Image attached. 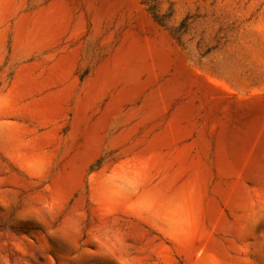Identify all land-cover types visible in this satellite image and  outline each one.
<instances>
[{
	"label": "rangeland",
	"instance_id": "rangeland-1",
	"mask_svg": "<svg viewBox=\"0 0 264 264\" xmlns=\"http://www.w3.org/2000/svg\"><path fill=\"white\" fill-rule=\"evenodd\" d=\"M51 4L65 18L38 42H17L15 14L0 27V97L15 95L10 120L22 140L0 137V264H79L82 254V264H118L94 256L99 241L129 264H264L263 217L241 234L221 228L234 220L239 183L264 211V179L247 173L264 134V0H16V10L35 17ZM129 41L145 59L115 75L78 119L85 85ZM116 94L122 100L107 111ZM99 121L81 179L57 193L54 179ZM225 136L239 138L242 162L221 196ZM126 170L179 202L191 189L190 217L170 223ZM98 174L102 184L92 181ZM66 223L76 227L73 244L56 237Z\"/></svg>",
	"mask_w": 264,
	"mask_h": 264
},
{
	"label": "bare ground",
	"instance_id": "bare-ground-1",
	"mask_svg": "<svg viewBox=\"0 0 264 264\" xmlns=\"http://www.w3.org/2000/svg\"><path fill=\"white\" fill-rule=\"evenodd\" d=\"M14 14L16 15L13 25L14 33L17 42L20 44L35 43L52 35L65 18L64 8L55 4H51L42 9V11L35 15V17H32L29 14H17L16 0H0V27L4 28L8 19ZM3 28L0 31V41L3 39L4 32L6 31V28ZM144 55L145 52L136 41H129L120 46L111 59H109L103 66L101 65L102 67L99 71L97 81L85 85L86 94L83 98H79L77 102V118L81 119L86 115L91 101L96 99L103 92L106 85L115 77V75L122 71L132 60L136 58L143 59ZM14 98L15 95L13 94L0 97V137L9 141H17L19 143V141L22 142V140H19L21 139V129L17 123L10 120V111L13 109ZM122 98L121 94L114 95L108 104L107 111L108 109L111 110L116 108ZM99 126L100 121L95 123L93 127L89 129L85 145L73 154L65 169L59 172L54 179L52 187L57 193L62 194L67 192L68 189L81 179L82 164L86 157V149L96 141ZM216 159L223 180L220 183L217 182L218 185H215L216 187H214L219 195L224 196L225 194H228L229 191L227 179L236 171L237 164L242 160V150L241 145L239 144V138L237 136H225L217 148ZM247 173L249 176L257 179H264V134L260 140L256 153L249 162ZM124 174L126 177L133 178L132 180L135 182L134 187H142V189L145 187L142 195L147 205H161L168 210L170 223L182 224L188 219V217H190L192 211L195 209L191 189L186 190V192L183 193L184 201L179 202L177 196L171 194L170 191L167 190V187L163 188L161 184L154 187H146L148 181L147 175L139 174L137 177H133V173L127 170ZM91 178L94 184H102L104 182V180L101 179L102 176L100 174ZM105 178L107 179V177ZM125 189L128 190V188ZM230 201L234 220L222 221L221 228L223 230L241 234L249 230L247 227V221L249 218L254 221H257L262 217L264 218V211L259 214L254 211L253 198L244 183H239L235 186L231 192ZM209 206L211 212L215 213L216 203L214 200H210ZM36 215L42 219L41 213H37ZM56 237L60 242L66 241L69 244H73L76 238L75 225L69 223L61 225L57 229ZM93 254L96 257L115 260L118 264H129L123 258L118 257L117 254L116 256L113 248L104 241H99L96 244ZM87 258L89 259L90 257L82 254L76 258V261L79 264H82Z\"/></svg>",
	"mask_w": 264,
	"mask_h": 264
}]
</instances>
